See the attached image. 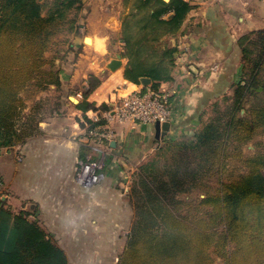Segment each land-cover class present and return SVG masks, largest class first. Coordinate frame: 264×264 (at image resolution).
Here are the masks:
<instances>
[{
	"label": "trees",
	"instance_id": "1",
	"mask_svg": "<svg viewBox=\"0 0 264 264\" xmlns=\"http://www.w3.org/2000/svg\"><path fill=\"white\" fill-rule=\"evenodd\" d=\"M123 3L125 78L141 83L148 76L157 87L172 77L178 51L164 38L178 33L193 4ZM82 7V0H0V146L24 142L39 131L40 119L33 109L25 111L23 92L31 84L39 89L61 86L60 70L54 64L46 67L45 52L69 12ZM69 26H76V18ZM239 42L243 74L230 104L193 135L172 139L161 159L147 160L137 169L132 192L141 200L142 212L149 213V226L137 223L119 264H213V246L225 264H264V151L245 157L250 169L238 179L210 188L211 177L219 178L226 169L231 145L252 140L264 128V29ZM87 81L81 106L108 109L86 100L100 78L91 74ZM85 120L90 118L85 115ZM235 148L243 157L240 146ZM194 190L205 194L196 207H211L203 215L182 214L180 209L191 201L179 195ZM29 215L0 198V264H70L65 249Z\"/></svg>",
	"mask_w": 264,
	"mask_h": 264
},
{
	"label": "crops",
	"instance_id": "2",
	"mask_svg": "<svg viewBox=\"0 0 264 264\" xmlns=\"http://www.w3.org/2000/svg\"><path fill=\"white\" fill-rule=\"evenodd\" d=\"M122 1L83 0L78 30L61 34L69 39L63 50L65 58H56L62 89L53 100L60 102L59 111L52 108L50 116L40 120L39 131L19 147L2 148L7 154L17 147L24 155L16 170L9 171L7 186L16 185L18 194L11 198L8 193L7 199L19 203L20 208L31 206L41 216L53 215V222L59 214L87 213L92 207L100 210L105 206L100 201L102 195L112 193L114 199L121 196L117 183H122L129 170L138 167L160 142L193 135L206 117L209 104L232 96L233 87L242 78L240 38L264 29V0H188L193 8L181 29L167 36L171 44L178 46L172 77L159 84L171 93L169 130L158 139L155 124L103 119L114 131L109 144L102 146L104 175L95 186L84 188L76 181L80 160L98 156V152H90V144L78 138L85 133V115L93 114V108L81 106L89 76L100 78V84L86 97L96 106L104 103L112 107L119 95L143 86L125 78V57L123 65L115 70L105 62L111 38L120 32ZM51 88L55 87L50 85L49 91ZM43 92L38 98L44 97ZM72 94L80 99L71 100ZM253 142L248 146L252 147Z\"/></svg>",
	"mask_w": 264,
	"mask_h": 264
},
{
	"label": "rangeland",
	"instance_id": "3",
	"mask_svg": "<svg viewBox=\"0 0 264 264\" xmlns=\"http://www.w3.org/2000/svg\"><path fill=\"white\" fill-rule=\"evenodd\" d=\"M121 4L122 7L120 11V17L124 10L123 1ZM80 12L81 9H73L69 12V17L58 26V29L52 36L49 47L45 52L46 61H49L46 64V67H53L54 64V67L56 65V68H58L59 63L56 62V58L60 57L61 60L65 58L63 55V50H65L67 47L65 41L69 39V36H61V34L65 31L71 32L78 30V21H82ZM71 18H76V26L72 29H70L69 26V21ZM121 35L122 33L120 27L119 34L111 38V51L109 54H107L105 62L107 61L108 63L112 57H117L118 54H121L122 58L124 57V41ZM164 39L166 43L167 41H169L168 37H165ZM51 85L55 87L51 88L52 91H49L50 85L45 89H39L35 84L29 85L24 93L26 102L25 107L27 108L25 109L26 112L33 109L39 119L42 120L43 118H48L50 116V110H52V108H55L59 111L61 105H58V103L60 102L57 100L54 101L53 96L60 93L62 88L61 86L57 88L56 85ZM234 89L235 86L233 87V91ZM40 91H44V97L41 96V98H38ZM73 97H77L78 99H80L76 94H72L71 100L73 101H75ZM83 97L85 99L84 94ZM231 101V96L228 95L222 97L221 99H218L217 101L211 102L209 104V107L205 110L206 117L203 119L200 127L206 121L214 118L220 112H223L225 107L229 105ZM82 104L83 103H81V105ZM245 107L248 108L249 104H246ZM241 113L248 115L249 112L241 110ZM88 124L89 121H84L86 129ZM35 134H33L32 136H34ZM32 136H30L29 138H31ZM29 138H27L26 141ZM252 140L254 141L253 146L249 147L248 144ZM252 140L245 143H234V145H231L226 169L219 178H217L216 176L211 177L210 188L213 191H215V189L220 186L222 182L231 183L238 179L242 174L249 171L250 166H248L244 159L247 156H254L259 152L264 151V128H261ZM170 141H172V139H166L165 141L160 142L162 145L160 149L156 148L155 150H153L145 157V159L138 165V167L129 170L130 173H128V175L124 179H122V183H117V188L120 189L122 193L121 196L119 194V196L115 197L114 199L112 193H107L106 196L105 194H103L100 201L103 202L105 206L100 210H93V207L91 206L92 208H89L91 210H89V212L87 213H76L72 215L59 214L57 215V222H53V215L48 214L41 216V213L38 214L36 209L31 206L25 209L30 213L29 216L33 219L39 220V223L48 231L53 239L65 249L70 264H119L121 254L126 249L128 241L130 239V234L137 226V223L139 221H142L145 226H149V213L142 212L140 203L141 200H139L137 198V195L133 194L132 192L134 182L137 178L136 171L139 166L147 160L161 159V154L164 152V149L170 143ZM24 142H19L8 146L19 147V144H23ZM237 145L240 146L243 157L240 156L239 153H237V148H235ZM4 147L7 146H0V176L7 185L10 179L9 171L16 170L17 164L22 161L24 155L21 159H18L17 147H14L12 151H8L7 154L6 152H2V148ZM7 191L9 194H11V198H14V196L18 194L16 185L15 188L8 185ZM199 193V190H194L192 192L181 193L179 195V198L188 199L191 201L189 204L180 209V212L182 214L203 215V213L205 214L206 211L210 209V204H202L201 207H196V205H198L200 202V198L205 196V194ZM11 201L8 200L10 207H12L14 210L19 211L22 209L20 208L19 203ZM114 203L116 204V207L114 206ZM139 208L141 210L140 214L137 213V210ZM210 251L212 252V257L214 259L213 264H225V258L219 255L215 246L210 248Z\"/></svg>",
	"mask_w": 264,
	"mask_h": 264
},
{
	"label": "built area",
	"instance_id": "4",
	"mask_svg": "<svg viewBox=\"0 0 264 264\" xmlns=\"http://www.w3.org/2000/svg\"><path fill=\"white\" fill-rule=\"evenodd\" d=\"M170 96V91L163 86H142L119 95L112 107L106 110L93 109L92 115L86 114L90 121L79 140L90 144V152H98V156H89L80 160L76 181L84 188H91L98 184L104 175L103 169L106 161L105 149L102 146L109 144L114 131L102 122L103 119H115L131 124L138 122L155 124L157 121L170 120L172 115ZM22 157V153L17 151V158L21 159ZM7 197V185L0 176V198L6 199Z\"/></svg>",
	"mask_w": 264,
	"mask_h": 264
},
{
	"label": "water",
	"instance_id": "5",
	"mask_svg": "<svg viewBox=\"0 0 264 264\" xmlns=\"http://www.w3.org/2000/svg\"><path fill=\"white\" fill-rule=\"evenodd\" d=\"M113 20V17L111 19V21ZM88 39V36L86 37V40ZM123 65V61H122V55L118 54L117 57L110 59V61L107 63V67L115 70L116 68L120 67ZM141 84L143 86H147L150 85L152 83V79L151 77L148 76H143L141 77ZM73 99L75 101H78L77 97H73ZM171 122L169 120L164 121V122H160L157 121L155 123V136L156 138L160 139L162 135H164L170 128Z\"/></svg>",
	"mask_w": 264,
	"mask_h": 264
}]
</instances>
